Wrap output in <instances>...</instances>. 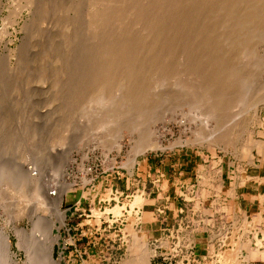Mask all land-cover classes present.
<instances>
[{"label":"bare ground","instance_id":"bare-ground-1","mask_svg":"<svg viewBox=\"0 0 264 264\" xmlns=\"http://www.w3.org/2000/svg\"><path fill=\"white\" fill-rule=\"evenodd\" d=\"M29 2V5H34L37 0ZM42 2L39 3L42 5ZM50 2L43 4L42 10L52 7L53 2L51 5ZM39 6L37 13L45 11L38 9ZM52 11L50 23L55 21L53 24L59 29L55 25L53 27L58 30L60 44H63H57L60 54L53 58L56 62L67 63L62 68L64 75H58V83L54 80V84L63 87L61 80L68 74L70 76L64 86L69 87L73 82L69 88L70 96L87 90L86 100L90 106L87 103L86 110L90 108L91 113L98 117L92 118L97 120L99 131L105 133L104 146H114L120 152L126 139L133 142L132 154L124 163L130 173L140 154L170 148L171 144L164 145L161 140L162 134L171 132L170 124L193 132L185 143L181 139L175 143L212 145L223 149L233 147L237 153L240 139L250 131L254 132L259 121L257 111L264 105V0H69L66 5L56 4ZM48 13H45L46 17ZM37 17L39 21L41 17ZM45 20L43 14L41 21ZM41 23L34 25L36 35L40 34ZM82 26L92 46L84 48L74 63L70 54L77 46L76 42L81 41ZM65 48H70V51ZM2 81L0 74V86ZM169 82L175 87L171 93L164 88ZM1 87L3 89V85ZM1 87L0 102L4 99ZM162 88L167 92L163 99L162 94L156 93ZM178 99L188 107L183 116L179 113L182 116L179 119L172 112L179 104ZM166 103H170L169 107L165 106ZM3 108L5 106L1 107L0 103V135L10 121L8 115L5 116L8 110ZM167 111L172 114L169 116ZM65 117L67 119V115ZM159 120L162 127L152 125ZM65 134L61 137H66ZM246 143L248 141L242 146ZM1 151L0 212L5 214L6 223L0 231V264H60L54 257L58 237L53 235V231L58 221L65 224L62 202L74 181L70 183L62 179L57 190L51 192L47 177L51 159L34 157L29 161L23 157L24 154L17 156ZM58 164L60 167L63 165L60 161ZM202 173L203 179L206 178V171ZM143 196L141 204L140 196H135L132 201L135 205L131 203L129 211V214L136 215L135 222L129 226V236L134 237L132 253L140 248L139 263L152 253L145 248L156 253L151 245L150 232L137 228L140 220L148 214L143 211L145 204L154 203L153 199ZM199 206L197 203L196 207ZM112 209L120 210V206ZM140 212L143 213L141 217ZM148 216H154V212ZM24 218L28 219V225L18 223ZM261 225L254 216L253 223L245 218L243 240L234 242L236 247L222 256V263L250 264L257 259L264 262V233L261 237L258 230H254ZM12 235L17 249H13ZM243 250L247 252L245 256H242ZM151 261L144 264H151Z\"/></svg>","mask_w":264,"mask_h":264},{"label":"rangeland","instance_id":"rangeland-1","mask_svg":"<svg viewBox=\"0 0 264 264\" xmlns=\"http://www.w3.org/2000/svg\"><path fill=\"white\" fill-rule=\"evenodd\" d=\"M29 1L0 0V74L4 81H2L3 89L2 85L0 86L3 91L2 98L4 99L0 103L1 107L2 105L3 107L5 106L3 109L8 110H6L5 116L8 115V120H10L9 124H6L7 128L5 127L6 129L4 128V131H1L0 146L1 144L2 146L0 148H2V151H0L2 153L5 151L4 154L8 151L10 155L12 153L18 154L17 156H23L24 154L23 157L28 158L29 161L34 160V157L35 159L40 157L51 159V169H47L49 170L47 177L50 181L51 192L57 190L62 179L63 181L68 180L70 183L74 181L62 202L65 224L61 225L58 221L57 227L53 231V235L56 238L58 237V241L54 246V257L60 264H138L140 248L137 252L132 253L131 244L134 237L131 238L129 236V226L136 220L134 213L129 214L130 206L133 199L135 200V196H140V204L144 201L143 195L147 199L154 200L153 204H145L143 211L145 210L148 214L144 215L141 219L142 222L137 226L138 229L149 230L151 227L153 229L158 228L157 217L148 216L152 211L154 212L155 206L164 204L167 196H170L171 200H173V196L180 192L181 185L187 186L189 183L197 181V174L204 171L206 167L209 168L208 166L215 168L214 171L217 175L216 189L220 195L223 182L222 175L224 173L226 179L229 173L228 167L231 169L239 168L242 164L245 166V163H252L255 159H258L257 157L251 159L254 149H250L249 154L247 150L249 144H252L253 147L256 139H264V105H261L257 111L259 121L255 125V131H250L240 139L237 145L240 153H237L233 147L223 149L212 145L184 144L186 139L193 136V132L191 130L183 131L180 126L170 124L171 132L168 131L162 134L161 140L164 141V145L171 144L172 148L170 146L171 149L140 154L137 157L138 161L132 173H130L124 163L132 154L131 144L133 142L127 139L125 140L126 143L123 141V147L120 152L114 146H104L105 142L103 143V139H105V135L103 134L105 133L101 132L102 130L99 131L96 126L97 120L95 119L98 117L96 118L91 113L90 108L86 110L88 107L86 106L87 103L90 106L88 100H86L87 90L85 93L81 94L79 92L73 97L72 94L70 96L69 88H72L73 82L69 83V87L64 86L67 85V78L70 76L68 74L61 80L63 81L61 83H64L63 87L61 85L59 87V84H57L56 78L58 75L63 74L62 68L64 69L67 63L65 61H54V58L60 54V46L57 47V44H60L61 41L57 30L59 28L56 24H53L55 21L53 20L50 23L51 14L56 4L66 5L69 0H50L54 6H49L47 9L43 8L45 11L41 7H43V4L45 6L46 3H49V0H37L34 5H29ZM34 1L36 0H32V2ZM39 2L43 4L41 5ZM37 6L43 12L39 10L37 13ZM48 8L50 11H47ZM29 10H31V13L33 11V14ZM47 12L50 13L46 14L48 17L45 16ZM43 14L45 21H41ZM33 17L39 18V21L35 18L36 21ZM34 22H37V24ZM38 23H41L40 34L36 35L34 25H39ZM80 29L82 33L81 41H77L78 44L76 42L77 46L75 45L76 47L72 51L73 54L72 52L70 54L74 58L71 60L74 63H76V58L82 55L84 48L92 46V42L87 41L88 37L84 27L82 26ZM51 31L52 33L50 34ZM60 45L63 46V44ZM66 48L68 47L66 46ZM53 49L54 52L52 51ZM67 51H70V48ZM67 51L63 50L65 53ZM68 57H70L69 53ZM45 65H48V68ZM42 76L45 77V81ZM54 80L57 83L54 84ZM172 85V82H169L164 88L167 91L169 89L168 92L171 93L175 91V87ZM162 89L157 90L156 93L162 94L161 97L163 99L164 93L167 94V92L163 89L162 93ZM66 94L68 98H65L67 97ZM62 98L63 100H60ZM180 101L178 99L179 104H176L174 111H172L178 119L179 116L182 117L186 113L188 108L185 103ZM82 103L85 107L82 106ZM162 103L165 104V102ZM166 104L165 106L169 107L170 103ZM179 105L181 106L179 107ZM54 106L57 107L54 108ZM80 106L82 107L81 109ZM63 107L65 108L63 109ZM89 111L91 114L88 113ZM170 112L167 111L169 116L172 114ZM54 113L57 114L54 115ZM65 115H67V119ZM92 117H95V119ZM60 119L63 120V123ZM87 120H93V122L91 121L92 124ZM64 122L67 124H64ZM158 122L152 125L162 127V125H159L162 124L161 121L159 120ZM193 123L192 125L195 124ZM95 126L96 128H94ZM64 127L69 131L65 130ZM95 129L98 131H93ZM96 133L97 135H95ZM64 134L67 137H64L65 139L62 138ZM179 139L184 142L182 145L175 143ZM245 140L248 143L242 146L246 142ZM257 155L255 152V156ZM58 160L63 164L61 165L62 167L58 164ZM55 168H58V172ZM209 193V191H203L204 199ZM116 205L117 207L120 206V210L112 209ZM202 205L204 206V204ZM116 211L119 213H116ZM251 213L255 214V212ZM5 223V214L0 212V231ZM18 223L20 225H28V219L24 218ZM149 232L150 240L158 236L157 230ZM12 242L13 249H17L14 235H12ZM200 246L203 247V245ZM145 249L152 253L149 258L139 264L147 263L152 259L153 250Z\"/></svg>","mask_w":264,"mask_h":264},{"label":"built area","instance_id":"built-area-1","mask_svg":"<svg viewBox=\"0 0 264 264\" xmlns=\"http://www.w3.org/2000/svg\"><path fill=\"white\" fill-rule=\"evenodd\" d=\"M208 167L205 169L208 182H202L201 172L197 174V181L181 185L173 200L167 196L164 204L155 206L154 216L160 227L158 236L151 239L156 250L151 264H223L222 256L236 247L235 241L243 240L245 218L253 223L252 213L244 215L245 211H233L225 204L222 192L219 195L216 189L215 168ZM203 191L210 192L205 199ZM254 230L263 237L264 222ZM246 254L243 250L242 256ZM250 264L264 262L257 259Z\"/></svg>","mask_w":264,"mask_h":264},{"label":"crops","instance_id":"crops-1","mask_svg":"<svg viewBox=\"0 0 264 264\" xmlns=\"http://www.w3.org/2000/svg\"><path fill=\"white\" fill-rule=\"evenodd\" d=\"M255 131V130H254ZM259 144V145H258ZM254 149L251 159L257 157L252 163H245L240 165L239 169H229L228 176L225 179L223 173V182L221 185V192L225 204L233 211H245V213L255 212L254 218L263 223L264 222V139H256L254 145L249 144V150ZM255 152L258 154L255 156ZM206 169V168H205ZM190 174V173H189ZM202 182H208V175ZM158 228H149L148 231L157 230L160 223H157Z\"/></svg>","mask_w":264,"mask_h":264}]
</instances>
